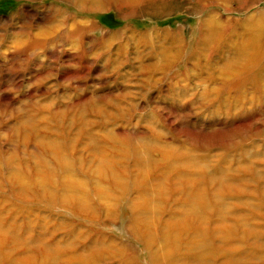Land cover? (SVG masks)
<instances>
[{
	"label": "rangeland",
	"instance_id": "obj_1",
	"mask_svg": "<svg viewBox=\"0 0 264 264\" xmlns=\"http://www.w3.org/2000/svg\"><path fill=\"white\" fill-rule=\"evenodd\" d=\"M101 1L0 0V264H264V0Z\"/></svg>",
	"mask_w": 264,
	"mask_h": 264
},
{
	"label": "bare ground",
	"instance_id": "obj_2",
	"mask_svg": "<svg viewBox=\"0 0 264 264\" xmlns=\"http://www.w3.org/2000/svg\"><path fill=\"white\" fill-rule=\"evenodd\" d=\"M100 1V0H99ZM105 0H102L101 2H103V3H105L104 2ZM121 1H123L124 3H126V4H128V5H130V4H132V3H134L135 1H138V0H121ZM141 1V0H140ZM208 1V0H207ZM203 2V0L202 1H199V3H202ZM214 28V27H213ZM264 66V65H263ZM251 68V67H250ZM249 69V68H248ZM249 71V70H248ZM263 73V72H262ZM126 186V185H125ZM192 208H194V207H192ZM223 208H224V206H223ZM226 208V207H225ZM220 211H222V210H220ZM225 210H223V212H224ZM219 212V211H218ZM219 215H220V213H219ZM153 226V225H152ZM200 232V231H199ZM198 232V233H199ZM203 234H205V232H201L200 234H199V237L198 238H200L201 239V241H204L205 243L207 242L206 241V239H204L205 238V235H203ZM205 243H203V244H205ZM207 244H209V243H206L205 245H207ZM195 245H198V243H196ZM205 245H201L200 246V248H204V246ZM207 247H209V246H207ZM196 251V250H195ZM203 252H205V253H207L208 252V250L207 251H204L203 250ZM158 253V252H157ZM245 256H236L235 258H233L232 257V260H231V263H229V264H233V263H238V264H246L247 263V261L245 260ZM204 259H206V256L205 257H203L202 255H198L197 257H195V258H192V259H189V260H187V261H184V262H180V259L178 260H173L172 261V263H170V264H203V260ZM261 259H263V258H261ZM186 260V259H185ZM154 262L155 263H159L160 262V260L158 259V258H155L154 259ZM248 264V263H247Z\"/></svg>",
	"mask_w": 264,
	"mask_h": 264
}]
</instances>
